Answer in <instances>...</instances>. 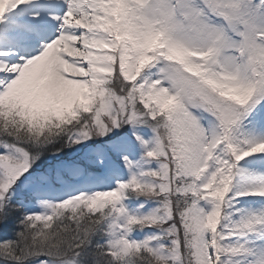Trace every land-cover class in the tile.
<instances>
[{"label": "snow or ice", "instance_id": "snow-or-ice-1", "mask_svg": "<svg viewBox=\"0 0 264 264\" xmlns=\"http://www.w3.org/2000/svg\"><path fill=\"white\" fill-rule=\"evenodd\" d=\"M0 264H264V0H0Z\"/></svg>", "mask_w": 264, "mask_h": 264}]
</instances>
